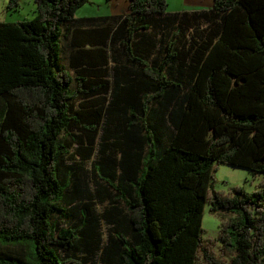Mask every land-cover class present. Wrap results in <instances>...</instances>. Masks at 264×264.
Returning <instances> with one entry per match:
<instances>
[{
  "label": "trees",
  "instance_id": "trees-1",
  "mask_svg": "<svg viewBox=\"0 0 264 264\" xmlns=\"http://www.w3.org/2000/svg\"><path fill=\"white\" fill-rule=\"evenodd\" d=\"M33 1L30 17H0V264H81L92 247L94 264H264V0H127L112 18ZM88 161L110 201L104 235ZM218 163L261 178L213 188Z\"/></svg>",
  "mask_w": 264,
  "mask_h": 264
},
{
  "label": "rangeland",
  "instance_id": "rangeland-1",
  "mask_svg": "<svg viewBox=\"0 0 264 264\" xmlns=\"http://www.w3.org/2000/svg\"><path fill=\"white\" fill-rule=\"evenodd\" d=\"M6 0H0V17L6 19H17L22 17H30L34 14L33 8L35 6L33 0H18L17 8L4 10V4ZM165 10H175V9H189L195 7H207L211 4V0H165ZM127 0H87L78 6L74 11V17L79 16H104L110 15L109 17H114L116 14H120L126 10ZM113 15V16H111ZM77 23L80 19H75ZM73 24L71 23L70 27ZM69 32H64L60 35V61L62 65L70 70L68 67V52L70 50L69 43ZM3 98L0 96V115L1 109L3 107ZM85 167L87 168L85 174V180L91 189V196L84 197V200L90 201V210L97 215L98 229L104 235L109 229L111 222L103 211L107 209L110 205L109 198L104 192L98 190L99 179L93 174V171L89 168V161L86 162ZM261 178V174L254 172L246 167L231 165L228 163H218L216 169L213 172V178L211 181L212 187L217 189L228 188L231 185H239L244 190L250 191L253 189ZM76 210L72 213L70 220L73 222H78L79 213L77 212V205H75ZM72 211V210H71ZM221 217V211L219 209H210L208 203H204L201 215V227L202 236L208 237L214 240L212 245V250L214 253L218 250V240H215L217 235V224L219 218ZM56 219L61 221L60 223H65V218L62 216H56ZM81 264H94L97 260V250L96 247H92L90 251L80 250L77 252Z\"/></svg>",
  "mask_w": 264,
  "mask_h": 264
},
{
  "label": "crops",
  "instance_id": "crops-1",
  "mask_svg": "<svg viewBox=\"0 0 264 264\" xmlns=\"http://www.w3.org/2000/svg\"><path fill=\"white\" fill-rule=\"evenodd\" d=\"M211 3H212V0H211ZM211 7V4L209 5V6H207V7H195V8H189V9H185V8H183V9H175V10H166V11H168V12H174V11H182V10H201V9H208V8H210ZM6 19V18H5Z\"/></svg>",
  "mask_w": 264,
  "mask_h": 264
}]
</instances>
